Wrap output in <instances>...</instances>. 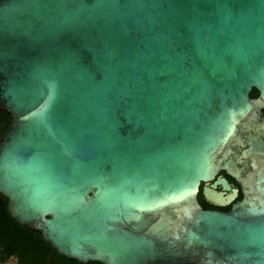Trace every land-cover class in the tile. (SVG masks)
<instances>
[{
    "label": "water",
    "instance_id": "obj_1",
    "mask_svg": "<svg viewBox=\"0 0 264 264\" xmlns=\"http://www.w3.org/2000/svg\"><path fill=\"white\" fill-rule=\"evenodd\" d=\"M0 195L59 255L264 264V0H0Z\"/></svg>",
    "mask_w": 264,
    "mask_h": 264
},
{
    "label": "trees",
    "instance_id": "obj_2",
    "mask_svg": "<svg viewBox=\"0 0 264 264\" xmlns=\"http://www.w3.org/2000/svg\"><path fill=\"white\" fill-rule=\"evenodd\" d=\"M9 122L10 116L0 111V135ZM69 260L41 240L37 231L17 223L7 211V199L0 195V264H57Z\"/></svg>",
    "mask_w": 264,
    "mask_h": 264
},
{
    "label": "flooded vegetation",
    "instance_id": "obj_3",
    "mask_svg": "<svg viewBox=\"0 0 264 264\" xmlns=\"http://www.w3.org/2000/svg\"><path fill=\"white\" fill-rule=\"evenodd\" d=\"M57 264H102V263L97 262V261L79 262L77 260L74 261V259H70L69 261H61V262H58ZM168 264H193V263L177 262V263H168Z\"/></svg>",
    "mask_w": 264,
    "mask_h": 264
},
{
    "label": "rangeland",
    "instance_id": "obj_4",
    "mask_svg": "<svg viewBox=\"0 0 264 264\" xmlns=\"http://www.w3.org/2000/svg\"><path fill=\"white\" fill-rule=\"evenodd\" d=\"M6 264H11V263H6Z\"/></svg>",
    "mask_w": 264,
    "mask_h": 264
}]
</instances>
